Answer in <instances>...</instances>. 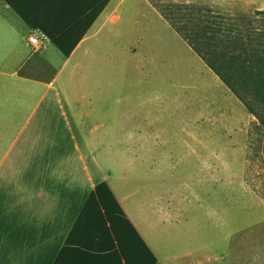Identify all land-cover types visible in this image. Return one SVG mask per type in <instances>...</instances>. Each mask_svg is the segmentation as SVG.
Instances as JSON below:
<instances>
[{
  "label": "rangeland",
  "instance_id": "rangeland-1",
  "mask_svg": "<svg viewBox=\"0 0 264 264\" xmlns=\"http://www.w3.org/2000/svg\"><path fill=\"white\" fill-rule=\"evenodd\" d=\"M185 7L264 34V0H123L91 54L66 63L46 43L41 70L29 75L35 85H0V163L43 118L61 116L50 101L80 102L88 125L103 123L102 164L115 178L129 176L122 166L136 170L131 202L152 222L151 247L165 264H264V127L159 12ZM132 147L147 153L123 154ZM154 197L164 201L160 219L142 206Z\"/></svg>",
  "mask_w": 264,
  "mask_h": 264
},
{
  "label": "crops",
  "instance_id": "crops-1",
  "mask_svg": "<svg viewBox=\"0 0 264 264\" xmlns=\"http://www.w3.org/2000/svg\"><path fill=\"white\" fill-rule=\"evenodd\" d=\"M11 1L18 14L0 0V85L4 86V92L8 88L12 91L18 81L35 85L37 82L29 75L41 70L39 53L46 48V43L54 45L48 35H60L74 28L103 2ZM122 1L107 0L105 9L70 57L58 50L66 63L77 54H91L102 31L108 25L117 24L116 14ZM31 36L44 44L42 50L30 44ZM7 78L14 85L7 86L4 83ZM48 88L53 86L50 84ZM50 103L59 109L61 116L43 118V123L29 135L27 146L19 147L13 159L10 158L12 150L4 152L0 163V169L6 168L0 176V264H128L115 236L102 226L96 207L77 225L91 194L101 184L108 186L130 224L157 259L156 264H165L151 247L152 222L148 219L143 223L131 202L135 196V192L131 193L134 182L131 177L136 170H131L130 165L122 166V172L129 176L121 173L115 178L110 167L98 158L105 154L95 148L103 137L98 134L104 128L103 123L88 125L87 111H77L80 102L59 98ZM115 137L116 134L110 135L111 139ZM134 138L132 131L124 136L127 140ZM145 153L144 147H132L123 154L131 157ZM106 154L117 156L119 152L110 150ZM154 199L153 203L143 201L142 206L160 219L161 212L166 211L164 201L161 197ZM137 247L145 254L141 244ZM125 255L129 264H134V252Z\"/></svg>",
  "mask_w": 264,
  "mask_h": 264
},
{
  "label": "trees",
  "instance_id": "trees-1",
  "mask_svg": "<svg viewBox=\"0 0 264 264\" xmlns=\"http://www.w3.org/2000/svg\"><path fill=\"white\" fill-rule=\"evenodd\" d=\"M4 1L18 14V9L11 0ZM106 5L107 0H103L83 22L60 35H48L49 39L65 57H70ZM184 9L168 8L160 9L159 12L264 127V117L258 115L254 109V105L257 104L264 110V34L260 31L254 37L250 29L243 31L236 24L216 21L208 11L196 7ZM70 40L74 41L69 42ZM94 207L100 213L102 226L115 236L128 264L129 258L125 254L127 252L130 254L131 251L134 252V264L157 263V259L130 224L106 184L99 185L91 194L77 224L78 227L83 223L88 211ZM137 244L142 245L145 254L139 252Z\"/></svg>",
  "mask_w": 264,
  "mask_h": 264
},
{
  "label": "built area",
  "instance_id": "built-area-1",
  "mask_svg": "<svg viewBox=\"0 0 264 264\" xmlns=\"http://www.w3.org/2000/svg\"><path fill=\"white\" fill-rule=\"evenodd\" d=\"M30 44L37 50H42L44 48V44H42L37 38L31 36L29 38Z\"/></svg>",
  "mask_w": 264,
  "mask_h": 264
},
{
  "label": "bare ground",
  "instance_id": "bare-ground-1",
  "mask_svg": "<svg viewBox=\"0 0 264 264\" xmlns=\"http://www.w3.org/2000/svg\"><path fill=\"white\" fill-rule=\"evenodd\" d=\"M123 193H124V192H122L121 194H123ZM123 195H124V194H123ZM123 195H122V196H123ZM122 198H123V197H122ZM149 234H150V233H149ZM149 240H150V239H149Z\"/></svg>",
  "mask_w": 264,
  "mask_h": 264
}]
</instances>
